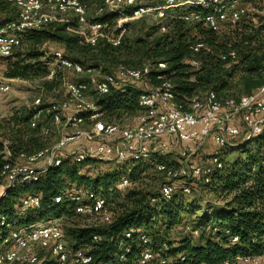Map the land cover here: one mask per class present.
<instances>
[{
	"label": "trees",
	"instance_id": "1",
	"mask_svg": "<svg viewBox=\"0 0 264 264\" xmlns=\"http://www.w3.org/2000/svg\"><path fill=\"white\" fill-rule=\"evenodd\" d=\"M243 2L264 10V0ZM213 10L214 6L170 10L163 20L165 32H160V26L153 21L148 26L143 24L145 19L128 21L123 24L125 31L118 46L103 41L91 46L78 35L67 32L66 24H48L22 34L20 47L9 57L2 58L9 62L4 76L24 80L44 77L53 57L49 51L39 52L38 47L55 43L63 47L69 59L83 66L96 67L103 74L113 72L119 65L138 68L146 62L163 61L166 69L161 73L173 84L178 102L206 90L215 91L221 98H238L263 81L264 19L255 24L251 20H240L235 25H226L225 29L231 27L227 31L219 32L182 19L186 13L206 14ZM120 16L105 12L95 21L113 26ZM16 19V7L0 0V31ZM137 25L139 30L132 35ZM196 42H203L206 49L193 55L190 46ZM229 51L235 52V59L223 60L221 56ZM193 57L201 63L197 69L189 63ZM58 75L56 73L52 81H41L46 93L56 94ZM151 81L156 83L154 79ZM140 93L141 90L130 86L105 95L93 92L90 95L102 118L114 122L138 113ZM41 107L45 105L26 107L21 118L11 116L5 125L0 124V131L7 129L0 135V173L4 163L10 160L5 158L4 140L9 142L12 155L44 148L46 138L40 134L43 123L30 126L34 112ZM234 151H241V156L227 160L228 153ZM222 156L223 167L214 170L209 182L200 183V190L209 193L212 202L201 196L188 197L190 195L181 189L174 191L170 198L161 195L159 185L163 175L155 165L160 162L176 165L170 154L147 163L115 164L102 170L95 168L92 172L94 165L108 162L98 159L74 162L63 158L59 165L48 166L30 182L18 181L4 186L0 194V241L8 234L7 222L27 227L37 222L64 220L72 222L70 226H62L66 241L72 248H89L92 264L102 261L134 264L144 246L139 234H146L152 249L168 258L171 264H236L238 257L263 255L264 133L223 149ZM122 177L130 181V186L123 190L117 187ZM149 178L156 180H147ZM70 190L103 197L112 213V221L105 225H89L85 217L75 213V201L63 197L55 202L57 196ZM29 194L40 197L39 208H21V198ZM175 229L190 231L180 233L179 239L173 240L170 233ZM192 231L198 232L197 238L192 236ZM93 236L98 240L93 241ZM234 236L238 238L235 242L232 241Z\"/></svg>",
	"mask_w": 264,
	"mask_h": 264
},
{
	"label": "built area",
	"instance_id": "2",
	"mask_svg": "<svg viewBox=\"0 0 264 264\" xmlns=\"http://www.w3.org/2000/svg\"><path fill=\"white\" fill-rule=\"evenodd\" d=\"M17 9V19L0 31V59L9 57L21 45L23 33L39 30L48 24H66L69 33L78 35L88 45L103 41L118 46L124 33L123 24L128 21L149 19L165 32L163 20L167 12L176 8L214 6L212 13L190 12L182 16L187 23H199L212 31H221L226 25H235L241 20V11L228 0H102L95 7L92 17L88 16L83 0H6ZM105 12H115L121 16L113 26L97 22L95 18ZM118 30V33H115ZM193 55L206 49L203 42L190 46ZM53 61L48 73L38 81H52L57 74L59 88L54 100H44L37 95L27 107H38L30 126L42 122L40 134L49 138L52 126L61 127L58 141L51 146L34 152L11 154L7 140L3 141L7 160L1 170L0 187L18 181L30 182L48 166L59 165L63 158L74 162L98 159L125 166L133 163H147L155 157L176 152L177 163L168 166L156 163L157 171L163 175L159 192L170 198L177 189L190 195L194 186L207 183L216 169L223 167L222 152L264 133V63L263 81L250 93L238 98L219 97L215 91L206 90L178 102L171 81L161 73L166 69L163 61L146 62L133 68L119 65L111 72L103 74L96 67L83 66L64 55L63 49L50 50ZM234 51L223 54V60L235 59ZM192 68L200 66L199 59L189 60ZM68 72L83 78L70 79ZM155 80L153 83L151 80ZM9 79L0 74V91L8 93ZM147 86L141 90L137 103L140 108L132 124L104 120L98 111L90 92L98 95L112 91H122L135 84ZM43 92V87H40ZM60 131V130H59ZM206 142L217 148L201 162L190 159ZM189 156V157H188ZM130 186L127 177L117 184L121 190ZM3 193V192H2ZM63 197L75 201V213L87 219L89 225H105L112 221V213L103 197L92 192L70 190L55 198L58 203ZM40 197L25 195L21 198V208H39ZM5 220H2L4 224ZM8 234L0 241V264H92L89 248H72L65 239L63 227L57 220L37 222L20 227L15 222L5 223ZM130 236L129 233L126 234ZM143 249L134 264H171L151 247L146 234H139ZM98 237L93 236V241ZM233 237L232 241H237ZM123 258V256H121ZM239 264H264V254L252 257H238ZM98 264H111L106 261ZM227 264V263H224Z\"/></svg>",
	"mask_w": 264,
	"mask_h": 264
},
{
	"label": "rangeland",
	"instance_id": "3",
	"mask_svg": "<svg viewBox=\"0 0 264 264\" xmlns=\"http://www.w3.org/2000/svg\"><path fill=\"white\" fill-rule=\"evenodd\" d=\"M102 0H83V2L86 4L87 6V13L89 17H92L94 15L95 12V7L101 3ZM244 1V0H243ZM240 0H232V2L234 3V6L241 11V20L243 21H248L251 20L254 24L257 23L258 21L264 19V10H261L259 8L254 7L253 5H251L250 3L247 2H243ZM152 21V18L149 19H145L144 21V25L148 26L150 24V22ZM226 26L223 28L224 31H227L229 28L225 29ZM136 30H133V34L135 35L137 34L138 30H139V25L136 26ZM219 32V31H218ZM131 32L129 33V36ZM23 49H25V46H23ZM58 49H63L62 46L55 44V43H45L42 44L41 46L38 47V51L39 52H47L50 50H58ZM11 62V61H10ZM7 64H9V62L7 60H2L0 59V74L4 73ZM66 75H68V77L70 79H76L79 76H76L70 72H68ZM81 79V78H79ZM13 81H10V85L11 88L8 91V93H2L0 91V124H6V122L9 120V118L11 116H17V117H22L24 115V109L27 107L28 104H30L34 98L39 95V94H43L44 96V100L46 101H51L54 100L56 97H59V95L55 94H48L46 93L44 90L43 92H41V81H38L37 79H12ZM133 87L139 89V90H143L146 89L147 86L143 83H139V84H135ZM59 88V87H58ZM57 88V90H58ZM135 119V115L134 116H125L119 119H116L114 122L116 123H129L132 124L134 122ZM47 125H49L52 129V134L49 138H46L45 141V146L44 147H48L51 145H54L60 135H61V127L58 126V128H56L55 126H52L50 124V122H47ZM7 129H4L3 131H0V135L4 133H6ZM60 130V131H59ZM250 147L253 148V144L249 145ZM217 147L212 144L211 142H206L203 146H201L199 149L195 150L194 153H190V159H193L194 161L197 162H201L202 160H204L205 158H207L210 153H212ZM242 152L240 151H234V152H230L228 153L227 156V160H232L235 157L241 156ZM176 152L173 151V153L171 154L172 156V160L173 158H176ZM188 156V157H189ZM115 163L112 162H108V164H98L97 166H93L91 170L94 171V169H105L111 166H114ZM152 174V173H150ZM156 178V177H154ZM154 178H149L147 180H156ZM194 190L192 191V193L190 194V196L188 197H192V196H201L205 201H210L211 199V195L207 192H203L200 190V184H196V186H194ZM2 188L0 187V194L2 193ZM212 202V201H210ZM203 204V202H202ZM203 206L205 207V205L203 204ZM58 223H60L63 227L66 226H70L72 224V222H67L64 220H57ZM181 229L178 230H174L173 232L170 233V238H172L173 240L175 239H179V235L180 233L183 232V234H188L190 229H185V231H179ZM192 236L194 238H197L198 236V232H194ZM236 264H239L238 262Z\"/></svg>",
	"mask_w": 264,
	"mask_h": 264
}]
</instances>
